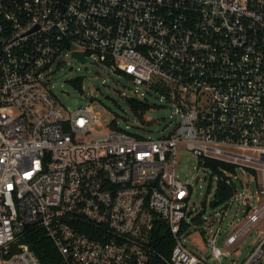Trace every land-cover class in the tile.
Instances as JSON below:
<instances>
[{"label":"built area","instance_id":"1","mask_svg":"<svg viewBox=\"0 0 264 264\" xmlns=\"http://www.w3.org/2000/svg\"><path fill=\"white\" fill-rule=\"evenodd\" d=\"M59 3L0 0V264H40L39 232L63 264H223L220 228L177 173L184 151L224 164L209 169L231 189L219 223L243 206L224 245L257 230L238 264H264V0ZM74 52L159 92L177 121L151 137L103 125L92 103L66 109L45 72ZM238 170L259 175L253 191ZM196 216L210 256L182 241ZM155 220L168 255L148 241Z\"/></svg>","mask_w":264,"mask_h":264},{"label":"rangeland","instance_id":"2","mask_svg":"<svg viewBox=\"0 0 264 264\" xmlns=\"http://www.w3.org/2000/svg\"><path fill=\"white\" fill-rule=\"evenodd\" d=\"M63 60L60 64H52L46 70L45 77L57 100L66 109L73 110L78 106L92 103L93 111L100 115L103 125L116 120L122 128L128 125L129 131L140 132L151 137L167 132L171 124L177 121L171 104L159 92L143 85H136L124 75L105 68L93 57L82 61L68 54L63 57ZM77 77L82 78V85L79 88L71 84V80ZM129 97L142 99L149 107L137 116L127 103ZM177 160V173L192 181L191 201L195 208L200 209L202 215L212 220L213 231L218 228L221 230L216 238V243L222 250L221 262L238 264L253 247L258 231L254 230L251 234L242 237L234 248L225 246V238L243 221L242 204L240 203L237 208L236 205L232 206L220 224L219 205L214 208L208 205V201L213 198L215 175L211 178V171L199 164L198 157L190 152L184 151L177 156ZM237 176L242 180L244 188L247 187L249 191H253L256 181L260 180L258 174L256 176L250 171L242 173L238 170ZM202 229L206 232H202ZM211 234L202 224H192L182 241L193 253L206 257L210 256V246L206 244V239ZM227 251L229 253L224 255Z\"/></svg>","mask_w":264,"mask_h":264},{"label":"trees","instance_id":"3","mask_svg":"<svg viewBox=\"0 0 264 264\" xmlns=\"http://www.w3.org/2000/svg\"><path fill=\"white\" fill-rule=\"evenodd\" d=\"M71 84L79 88L82 85V78L77 77L71 80ZM127 103L131 110L137 115L140 116L149 105L143 101L134 97H129ZM224 166L223 163L214 159H208L202 163V166L208 169H212V173H215L218 166ZM232 167V166H229ZM210 186V184H209ZM208 186V189H209ZM231 194V189L219 183L214 191V196L219 202H223ZM195 224L200 223V218L196 216L194 218ZM148 241L156 246L160 251L165 255H168L170 252V247L172 246V237L165 231L162 223L159 220L154 221V226L148 232ZM31 249L39 258L40 264H63L61 256L52 242L44 236L42 233H37L34 238L29 241ZM146 264H165L163 261L157 258L150 259Z\"/></svg>","mask_w":264,"mask_h":264},{"label":"water","instance_id":"4","mask_svg":"<svg viewBox=\"0 0 264 264\" xmlns=\"http://www.w3.org/2000/svg\"><path fill=\"white\" fill-rule=\"evenodd\" d=\"M63 1H66V0H60V3H59V4L61 5V2H63ZM73 56H75V57L81 59L82 61H85V58H84V57L82 56V54L79 53V52H74V53H73ZM217 202H218V200H217L216 198L211 199V200L209 201V206H210V207H213V206H215V205L217 204Z\"/></svg>","mask_w":264,"mask_h":264}]
</instances>
